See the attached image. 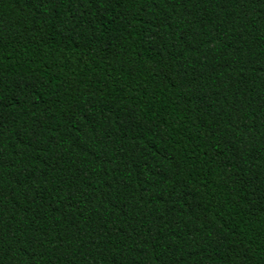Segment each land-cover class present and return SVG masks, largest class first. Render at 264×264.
<instances>
[{
	"label": "trees",
	"instance_id": "1",
	"mask_svg": "<svg viewBox=\"0 0 264 264\" xmlns=\"http://www.w3.org/2000/svg\"><path fill=\"white\" fill-rule=\"evenodd\" d=\"M0 264H264V0H0Z\"/></svg>",
	"mask_w": 264,
	"mask_h": 264
}]
</instances>
